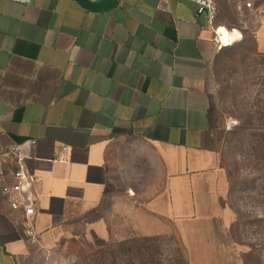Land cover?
Wrapping results in <instances>:
<instances>
[{"label": "crops", "instance_id": "crops-1", "mask_svg": "<svg viewBox=\"0 0 264 264\" xmlns=\"http://www.w3.org/2000/svg\"><path fill=\"white\" fill-rule=\"evenodd\" d=\"M216 2L221 29L234 43L250 30L263 54L264 0ZM168 4L119 0L94 13L76 0H0V165L12 174L3 149L35 140L38 202L28 220L0 193V264H30L36 246L53 251L80 227L109 240L106 209L123 199L126 216L153 219L127 235L176 234L188 264H238L214 69L234 43L218 48L195 3Z\"/></svg>", "mask_w": 264, "mask_h": 264}, {"label": "rangeland", "instance_id": "rangeland-1", "mask_svg": "<svg viewBox=\"0 0 264 264\" xmlns=\"http://www.w3.org/2000/svg\"><path fill=\"white\" fill-rule=\"evenodd\" d=\"M240 33V40L234 43L236 39L232 47L223 51L214 67L215 99L221 119L217 151L220 168L228 181L225 205L238 264H244L243 256L252 248L260 263L252 258L251 264H264V206L257 202L256 195L262 183L261 174L250 154L256 142L253 134L262 128L259 113L264 112V56L255 52V39L250 30ZM127 204L123 199L119 207L115 203L106 209L115 242L130 233L129 229L143 225L140 222L153 221L149 217L126 216ZM151 240V246L157 250V263L188 264L186 249L176 234ZM110 241L80 227L53 251L36 246L30 264H92L101 259V252Z\"/></svg>", "mask_w": 264, "mask_h": 264}, {"label": "built area", "instance_id": "built-area-1", "mask_svg": "<svg viewBox=\"0 0 264 264\" xmlns=\"http://www.w3.org/2000/svg\"><path fill=\"white\" fill-rule=\"evenodd\" d=\"M23 4H30L31 0H10ZM195 3L198 7L197 17L203 20L205 26L210 28L214 33V42L218 48L224 46L222 26L216 23L217 18V2L216 0H187ZM262 0H242L244 7L249 10H256ZM169 0H159V7L169 10ZM36 145L35 140H25L23 142L14 143L6 149L12 160L14 172L8 175L2 165H0V193L11 200V208L14 211H22L26 219L31 220L37 214L38 202L36 200L35 185L37 177L30 171L28 161L32 148ZM2 151V150H1ZM68 151L67 147H62L57 155ZM33 244H37L35 231L31 228L27 230Z\"/></svg>", "mask_w": 264, "mask_h": 264}, {"label": "trees", "instance_id": "trees-1", "mask_svg": "<svg viewBox=\"0 0 264 264\" xmlns=\"http://www.w3.org/2000/svg\"><path fill=\"white\" fill-rule=\"evenodd\" d=\"M232 46L233 45L228 46L224 50H228ZM255 52L261 56H264V53L261 54L258 52L256 41ZM220 56L217 57L216 61ZM259 122L261 123L262 128L257 129L259 132L253 134V136L256 135V142L255 146H252L250 148V154L258 163L259 172L261 174L260 177L262 183L260 188H258L256 191L257 202L261 206H264V112L259 113ZM230 234L232 236V232ZM110 239L111 243L106 244V250H108V248L110 250L101 252L103 255L101 259L97 260V262H93L92 264H160L157 263V250L150 244L152 242V238L136 236L132 237L128 234L122 237V240H119L118 242H115L112 237ZM116 247H118V249H116ZM254 252L255 250L254 248H252L243 256L244 264H251L250 260L252 258L259 261L258 258L254 255ZM158 262L160 261L158 260Z\"/></svg>", "mask_w": 264, "mask_h": 264}, {"label": "water", "instance_id": "water-1", "mask_svg": "<svg viewBox=\"0 0 264 264\" xmlns=\"http://www.w3.org/2000/svg\"><path fill=\"white\" fill-rule=\"evenodd\" d=\"M85 10L94 13H103L113 10L119 5V0H76Z\"/></svg>", "mask_w": 264, "mask_h": 264}, {"label": "bare ground", "instance_id": "bare-ground-1", "mask_svg": "<svg viewBox=\"0 0 264 264\" xmlns=\"http://www.w3.org/2000/svg\"><path fill=\"white\" fill-rule=\"evenodd\" d=\"M219 31L222 33L224 46L232 44L237 39L235 34H230L225 29H220Z\"/></svg>", "mask_w": 264, "mask_h": 264}]
</instances>
